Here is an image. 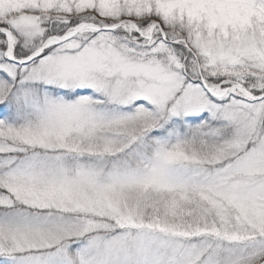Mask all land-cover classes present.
<instances>
[{
    "label": "snow or ice",
    "instance_id": "1",
    "mask_svg": "<svg viewBox=\"0 0 264 264\" xmlns=\"http://www.w3.org/2000/svg\"><path fill=\"white\" fill-rule=\"evenodd\" d=\"M0 264H264V0H0Z\"/></svg>",
    "mask_w": 264,
    "mask_h": 264
}]
</instances>
